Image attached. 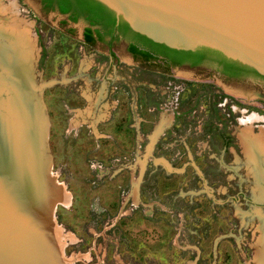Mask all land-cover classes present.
Masks as SVG:
<instances>
[{
	"label": "rangeland",
	"instance_id": "rangeland-1",
	"mask_svg": "<svg viewBox=\"0 0 264 264\" xmlns=\"http://www.w3.org/2000/svg\"><path fill=\"white\" fill-rule=\"evenodd\" d=\"M0 5L17 11L0 12V20L17 16L27 29L36 97L49 123L47 141L44 130L38 136L39 182L25 179V165L0 169V264H256L264 232V80H225L214 63H146L125 40L114 52L88 46L82 22L43 12L40 0ZM6 99L0 94V106ZM99 100L110 116L97 136L77 118ZM253 113L259 120L250 122ZM131 135L139 143L126 155ZM249 141L262 146L260 169Z\"/></svg>",
	"mask_w": 264,
	"mask_h": 264
},
{
	"label": "water",
	"instance_id": "water-1",
	"mask_svg": "<svg viewBox=\"0 0 264 264\" xmlns=\"http://www.w3.org/2000/svg\"><path fill=\"white\" fill-rule=\"evenodd\" d=\"M153 42L210 49L264 77V0H97Z\"/></svg>",
	"mask_w": 264,
	"mask_h": 264
},
{
	"label": "bare ground",
	"instance_id": "bare-ground-1",
	"mask_svg": "<svg viewBox=\"0 0 264 264\" xmlns=\"http://www.w3.org/2000/svg\"><path fill=\"white\" fill-rule=\"evenodd\" d=\"M0 12L9 15V13L16 14L17 11L14 5H0ZM16 17L7 21L0 20V94L8 93V99L1 102L0 106V169L6 173L25 165L28 171V177L25 179L30 181L33 178L39 182L42 168L41 161L36 159L38 136L40 135L42 140L45 131V141H47L49 123L45 124L43 111L36 97L38 87L32 76L33 46L27 36V29L18 27L19 22ZM257 116L253 113L247 120L250 122L259 120ZM242 122L246 121L242 120ZM44 125H46L45 129ZM249 145L252 151L251 159L260 169V157L256 156V152L262 146L256 141H249ZM261 151L264 154L263 149ZM21 173H13L10 180L15 182V177L21 176ZM26 183H23L25 187ZM60 195L61 198H67L62 190ZM261 234V239L257 243L256 264H264V232L262 231Z\"/></svg>",
	"mask_w": 264,
	"mask_h": 264
},
{
	"label": "trees",
	"instance_id": "trees-1",
	"mask_svg": "<svg viewBox=\"0 0 264 264\" xmlns=\"http://www.w3.org/2000/svg\"><path fill=\"white\" fill-rule=\"evenodd\" d=\"M45 6L50 9L57 5L62 14L72 13V21H77L80 17H85L91 27H97L101 30L86 29L84 39L87 44L94 46L97 40L104 41L108 36L111 41L109 47H113L114 41L125 39L130 42L129 52L134 56H141L146 63L161 61L167 68L181 66L184 63H191L192 66L200 64L202 59L208 58L215 61L222 67L223 73L229 76H237L232 69L234 67H243L251 69L257 76H260L252 68L239 62L226 58L220 52L200 48L195 51L176 50L166 45L153 42L149 38L134 32L129 24L122 18L118 19L115 12L97 0H43ZM107 33L102 32V30ZM262 77V76H260Z\"/></svg>",
	"mask_w": 264,
	"mask_h": 264
},
{
	"label": "flooded vegetation",
	"instance_id": "flooded-vegetation-1",
	"mask_svg": "<svg viewBox=\"0 0 264 264\" xmlns=\"http://www.w3.org/2000/svg\"><path fill=\"white\" fill-rule=\"evenodd\" d=\"M40 5H41V9H42V11L43 12H48V11H51V12H58V14L59 15H61V16H65V17H67L64 21H66V23L67 24H77V23H79V22H82L83 23V25H84V28H83V36H82V40H83V42L84 43H86V41H85V39H84V33H85V31H86V29H89V28H92L93 30H95V31H97V30H101L100 28H97V27H91L90 26V24H89V22L85 19V17H80V18H78L77 19V21H72V19H71V16H75L74 14H72V13H69V14H62L60 11H59V9H58V7H57V5H55L54 4V7L53 8H50V9H48L46 6H45V4L43 3V0H40ZM65 23V22H64ZM65 23V24H66ZM61 25H64L63 23H61ZM102 32H104V33H107V31H105V29L104 30H102ZM120 40H125V39H119V40H117V41H120ZM111 41V38L110 37H106L105 39H104V41H99V40H97L96 42H95V44H94V46H91V45H89V44H87L88 46H90V47H97V45L98 44H100V45H102V44H104V45H107L108 47H109V42ZM125 41H128V40H125ZM116 41H114V43H115ZM113 43V44H114ZM129 46H130V42L128 41V49H129ZM132 56H133V58L134 59H139V60H142L143 61V58L141 57V56H134L133 54H132ZM209 63H214V64H216V68H217V70H218V72H219V74H220V76L222 77V78H224L225 80H228V81H239V80H245V79H247V78H249V77H260V76H257L256 75V73H254L253 71H251V69H249V70H247L246 68H241V67H234V69H232L235 73H238L239 75H237V76H229V75H227V74H225V73H223V69H222V67L221 66H219V64L217 63V62H215V61H211V60H209L208 58H203L202 59V62L200 63V64H197V65H195V66H192L191 65V63H184V64H182L181 66H177V67H173V68H181V67H186V68H190V69H196V68H200L201 66H204V65H208ZM260 78H262L263 80H264V77H260Z\"/></svg>",
	"mask_w": 264,
	"mask_h": 264
},
{
	"label": "crops",
	"instance_id": "crops-1",
	"mask_svg": "<svg viewBox=\"0 0 264 264\" xmlns=\"http://www.w3.org/2000/svg\"><path fill=\"white\" fill-rule=\"evenodd\" d=\"M110 51L111 52H114L113 51V48L111 47L110 48ZM99 102H100V100L97 102V103H95V102H93V101H91L90 102V104H91V106L92 107H90L88 110H85V112H81L79 115H78V121H80V122H85V123H88L91 127H92V129H94L95 131H96V133L98 134L97 136H100L101 134H102V131L101 132H99V128L101 127H103L105 124H107L108 122H105L103 119H105V117H109L110 115H109V113H110V111H109V113L107 112L108 111V109L107 108H103V110L100 108V106H101V104H99ZM95 103V104H94ZM107 109V110H106ZM102 110V111H101ZM129 112V111H128ZM128 112H127V114H128ZM107 117V118H108ZM87 121V122H86ZM131 121V120H130ZM167 122V121H166ZM166 122H163V123H166ZM127 129L126 130H128L129 132H130V134L133 132L132 130V128L130 127V123H129V121L127 120ZM165 127V124H162V127L160 128V126H159V129L153 134V136L151 137V139L152 138H154V139H157L156 137L158 136V134H159V132H161V130L163 129ZM125 130V131H126ZM157 132H158V134H157ZM103 135L105 136V138H103V139H106V137H108V136H111L110 134H104L103 133ZM136 136V135H135ZM134 135L132 136L131 135V138L127 141V153H125L126 155H129L130 153H133V151H134V149H135V146H136V142L138 141L137 139V137H135ZM107 139H113L112 137H110V138H107ZM102 140V139H101ZM138 143H139V141H138ZM119 179V178H118ZM171 193V192H170ZM169 194V193H168ZM168 194H165V196L166 195H168ZM167 201H168V203H171V199H167ZM162 217H164V215L163 214H157V216L154 218V219H158V221H161L162 220ZM167 222V221H166ZM168 223L170 224V221H168ZM169 226V225H168ZM172 224L168 227V228H170L171 230H173L174 231V229H175V227L173 226V228L174 229H172ZM175 231H176V229H175ZM174 231V232H175Z\"/></svg>",
	"mask_w": 264,
	"mask_h": 264
},
{
	"label": "built area",
	"instance_id": "built-area-1",
	"mask_svg": "<svg viewBox=\"0 0 264 264\" xmlns=\"http://www.w3.org/2000/svg\"><path fill=\"white\" fill-rule=\"evenodd\" d=\"M37 37H38V36H37ZM175 99L178 101V98H177V97H176ZM131 154H132V153H131ZM136 157H138V154L134 156V159H133V160H130V158H126V161H127L126 164L131 163L132 161L134 162Z\"/></svg>",
	"mask_w": 264,
	"mask_h": 264
}]
</instances>
